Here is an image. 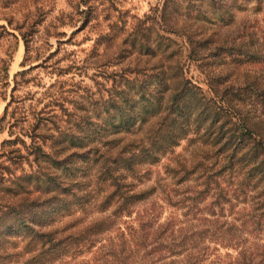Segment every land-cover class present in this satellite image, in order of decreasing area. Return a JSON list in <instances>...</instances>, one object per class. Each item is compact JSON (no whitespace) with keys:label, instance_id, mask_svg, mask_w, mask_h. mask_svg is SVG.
<instances>
[{"label":"trees","instance_id":"1","mask_svg":"<svg viewBox=\"0 0 264 264\" xmlns=\"http://www.w3.org/2000/svg\"><path fill=\"white\" fill-rule=\"evenodd\" d=\"M185 51L202 80L187 77L179 59L155 89L141 92L146 104L130 99L119 123H88L80 175L52 171L48 163L69 171L76 153L44 150L39 139L48 137L37 124L26 153H0L30 168L5 166L0 264H264V31L243 27L234 38L189 42ZM224 56L233 66L219 68L215 60ZM243 63L259 70L236 73ZM11 103L12 96L0 121ZM189 132L200 152L188 162L173 148ZM168 154L164 173L153 170ZM93 210L98 215L88 218ZM18 235L19 249L7 238ZM91 250L92 259L72 263Z\"/></svg>","mask_w":264,"mask_h":264},{"label":"rangeland","instance_id":"2","mask_svg":"<svg viewBox=\"0 0 264 264\" xmlns=\"http://www.w3.org/2000/svg\"><path fill=\"white\" fill-rule=\"evenodd\" d=\"M0 26L5 27L0 28V118L12 96L0 121V153L14 148L26 153L37 124L48 137L39 139L44 150L62 148L59 157L76 153L66 164L69 171L48 163L52 171L78 176L85 165L80 153L88 123L107 129L119 123L121 115L130 113V99L139 107L146 104L138 99L141 92L155 89L165 66L179 59L186 76L200 82V69L189 61L188 51L179 54L180 48L202 38H234L243 27L264 31V0H0ZM215 62L219 68L224 62L233 66L225 56ZM245 67H251L248 74L259 70L254 63H243L236 73H247ZM11 115L18 119L13 125ZM195 136L189 132L173 153L192 161L200 152ZM9 157L0 156V183L9 177L5 166L15 173L22 167L30 171L25 160L19 167L9 164ZM170 157L164 155L152 169L162 173ZM170 211L164 210L161 220ZM7 238L16 239L17 249L23 245L19 235ZM94 255L93 250L81 253L72 263Z\"/></svg>","mask_w":264,"mask_h":264},{"label":"bare ground","instance_id":"3","mask_svg":"<svg viewBox=\"0 0 264 264\" xmlns=\"http://www.w3.org/2000/svg\"><path fill=\"white\" fill-rule=\"evenodd\" d=\"M22 53H23V47L20 48V51H19L18 56H17V61H19L20 58L22 57Z\"/></svg>","mask_w":264,"mask_h":264}]
</instances>
